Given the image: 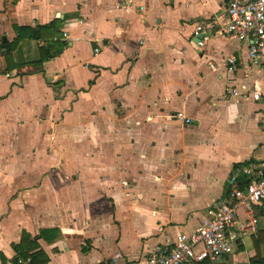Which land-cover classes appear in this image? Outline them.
Returning <instances> with one entry per match:
<instances>
[{
    "label": "crops",
    "instance_id": "1",
    "mask_svg": "<svg viewBox=\"0 0 264 264\" xmlns=\"http://www.w3.org/2000/svg\"><path fill=\"white\" fill-rule=\"evenodd\" d=\"M127 1L0 0V41L15 25L55 20L67 41L42 65L33 60L45 39L21 40L12 69L0 51V264L16 263L23 230L42 228L60 231L38 240L47 264H146L155 244L231 202L232 187L251 180L242 168L263 157L264 97L247 94L264 88V67L219 24L201 47L192 36L194 21L226 4ZM253 214L256 231L235 244L232 264L264 257V213ZM249 220L239 206V223Z\"/></svg>",
    "mask_w": 264,
    "mask_h": 264
},
{
    "label": "built area",
    "instance_id": "2",
    "mask_svg": "<svg viewBox=\"0 0 264 264\" xmlns=\"http://www.w3.org/2000/svg\"><path fill=\"white\" fill-rule=\"evenodd\" d=\"M222 1L226 4L224 11L208 20L194 21L192 36L197 39L195 43L199 47L203 46L208 37L206 29L219 24L228 35L247 41L250 62L264 67V0ZM130 2L128 0L127 4ZM64 35H67L66 31ZM100 51V47L94 48L95 53ZM235 62L234 54L225 58L229 69L234 68ZM232 92L238 94L237 89ZM247 95L259 100L264 97V88L255 83ZM174 116L190 121L183 111H177ZM262 127L264 129V119ZM242 169L251 180L244 187H232L231 202H220L209 217L203 218L190 231L181 232L173 244H155L147 256L146 264H194L204 259H208L211 264H232L229 255L233 253L235 244L245 234L256 231L257 219L253 214V206L264 203V150L261 160L252 161ZM122 184L126 186L127 182L122 181ZM239 206L245 208L250 216L249 222L239 223ZM21 262L23 260L19 259L15 264Z\"/></svg>",
    "mask_w": 264,
    "mask_h": 264
},
{
    "label": "trees",
    "instance_id": "3",
    "mask_svg": "<svg viewBox=\"0 0 264 264\" xmlns=\"http://www.w3.org/2000/svg\"><path fill=\"white\" fill-rule=\"evenodd\" d=\"M60 25L61 23L59 20H55L43 25L38 24L34 27L15 25L14 29L17 32L16 37L12 41H9L8 39H2L0 41V51H2L5 56L6 69H12L17 66V64L13 61V51L21 40L45 39L47 41L40 46L39 57L33 60L35 65H42L43 62L48 58H51L54 55L62 52L67 46V41L61 38L62 32L60 31ZM58 85L59 83L55 82L56 88H58ZM247 163L248 162H245L239 167H242ZM249 181L250 179L248 178L241 179L238 181V185L244 187V185H246ZM254 206L260 207L261 212L264 213L263 202H259ZM58 237H60V231L58 228H42L40 229L39 234L36 236H32L26 230H23L20 241L13 243L12 245L16 254L15 262H17L19 259H22L23 262L18 264H47L49 261V255L40 245L38 240L40 238H44L48 242ZM263 241L264 237L262 236V232H259V236L255 238V248L257 252L260 244ZM255 257L259 263L264 264V257L258 255V253L255 255ZM196 264H211V262L208 259H204L202 261H198Z\"/></svg>",
    "mask_w": 264,
    "mask_h": 264
},
{
    "label": "rangeland",
    "instance_id": "4",
    "mask_svg": "<svg viewBox=\"0 0 264 264\" xmlns=\"http://www.w3.org/2000/svg\"><path fill=\"white\" fill-rule=\"evenodd\" d=\"M237 254H238V256L240 255L241 257L243 256V251H241V250H237ZM234 257H235V253L234 254H232ZM234 259V258H233ZM235 260V259H234Z\"/></svg>",
    "mask_w": 264,
    "mask_h": 264
},
{
    "label": "water",
    "instance_id": "5",
    "mask_svg": "<svg viewBox=\"0 0 264 264\" xmlns=\"http://www.w3.org/2000/svg\"><path fill=\"white\" fill-rule=\"evenodd\" d=\"M196 39V38H195ZM197 40V39H196Z\"/></svg>",
    "mask_w": 264,
    "mask_h": 264
}]
</instances>
